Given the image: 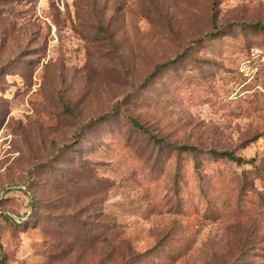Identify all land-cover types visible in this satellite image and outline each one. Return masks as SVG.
<instances>
[{
	"label": "rangeland",
	"instance_id": "obj_1",
	"mask_svg": "<svg viewBox=\"0 0 264 264\" xmlns=\"http://www.w3.org/2000/svg\"><path fill=\"white\" fill-rule=\"evenodd\" d=\"M0 264H264V0H0Z\"/></svg>",
	"mask_w": 264,
	"mask_h": 264
},
{
	"label": "trees",
	"instance_id": "obj_2",
	"mask_svg": "<svg viewBox=\"0 0 264 264\" xmlns=\"http://www.w3.org/2000/svg\"><path fill=\"white\" fill-rule=\"evenodd\" d=\"M213 11H214V6H213ZM215 12H213V20L215 21ZM65 110L67 111V112H69L70 113V111H69V109H68V107H65ZM71 114V113H70ZM109 117V115H104V116H101V117H99V118H97V119H95V120H92V121H90L86 126H85V128H90V127H92V126H94V125H96V124H99V123H104L105 121H106V119ZM132 121V124L136 127V128H138L139 130H141V131H143L144 133H146V134H148V135H151L148 131H147V129L143 126V125H141L139 122H137L136 120H131ZM150 137H152V136H150ZM157 141V140H156ZM163 142L164 141H160L159 143H162L163 144ZM176 149H180V150H183V151H187V150H189L190 151V153H194V151L196 150L195 148H191V147H188V146H181L180 148H176ZM214 153L216 152V151H213ZM221 155L223 156V157H225L226 159H228L229 161H231V162H234V163H237L238 165H244V164H246V163H251V164H255V160H251L250 162H245V160L244 159H242V158H238V157H236V156H233L232 154H230V153H228V152H224V153H221ZM4 218L6 219V220H10L8 217H6V216H4Z\"/></svg>",
	"mask_w": 264,
	"mask_h": 264
}]
</instances>
